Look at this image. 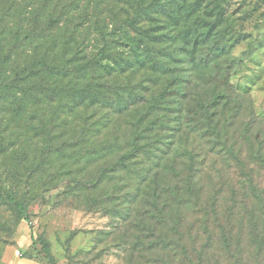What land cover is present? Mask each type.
Instances as JSON below:
<instances>
[{
  "label": "rangeland",
  "instance_id": "1",
  "mask_svg": "<svg viewBox=\"0 0 264 264\" xmlns=\"http://www.w3.org/2000/svg\"><path fill=\"white\" fill-rule=\"evenodd\" d=\"M205 1L224 13L226 51L221 58L207 68L199 66L202 46L188 40V49L176 55L180 60L171 58L178 64L169 75L154 74L149 61L130 60L117 72L116 66L106 69L114 63H105L95 73V83L121 86H115L103 105L94 103L100 95L91 93L99 89L90 74L78 78L37 71L43 50L31 44L26 27L12 24L4 34L0 21L3 54L10 55L0 86H11L0 98V264H160L156 249L135 248L138 233L133 229L156 171L161 186L183 189L184 202L177 204L182 205L179 213L173 209L170 221L178 230L171 239L179 240L174 264H264V209L253 203L251 193L255 188L264 199V0ZM9 2L16 8L37 5L31 0ZM121 9L118 5L120 14ZM104 17L81 28L89 33V54L101 46L98 29ZM116 23L107 21L109 33ZM240 59V66L230 71L228 90L213 65ZM176 76L181 95L154 103ZM217 86L235 101L224 109L227 135L222 142L200 131L189 136L192 91L207 96ZM250 102L254 116L248 113ZM137 135L146 147L157 138L162 144L135 156L129 172L108 180L106 169L131 150L128 143ZM98 138H117L119 144L115 151L82 156V148H91ZM81 141L87 143L82 146ZM146 168L143 182L137 173ZM254 217L260 219L255 235L250 229ZM225 236L231 238L230 255L224 251Z\"/></svg>",
  "mask_w": 264,
  "mask_h": 264
},
{
  "label": "trees",
  "instance_id": "2",
  "mask_svg": "<svg viewBox=\"0 0 264 264\" xmlns=\"http://www.w3.org/2000/svg\"><path fill=\"white\" fill-rule=\"evenodd\" d=\"M35 1L37 5L32 9L28 6L16 8L15 4H11L9 0H5V2L1 0L4 5L3 7L0 5V21L4 25L2 33L5 34L7 28L12 24H23L26 27V32L30 34L29 39L31 44H34V48L43 50L39 53L37 71L50 74L71 73L77 75L78 78H86V74H90L88 79L99 89H93L91 92L100 95L101 98L97 97L94 101L99 105H103V102L108 100L115 86H121V84L114 85L108 82L95 83L98 77L94 75L102 71L105 63H114V65H107L106 69H115L116 66L117 72L124 71L130 60L134 59L140 64L149 61L150 66L147 67L154 74L169 75L178 64L173 63L171 58L180 60L176 55L182 54L188 49L186 43L188 40H194V44L202 46L198 65L205 68L221 58L220 54L226 51L225 33L221 32L223 10H212L210 4L205 6V0H31V2ZM118 5L122 8L120 10L122 14L117 12ZM164 12L165 14H161ZM102 15L105 16L103 19L105 22L99 23L101 28L98 29V33L101 39H97L98 42H101V46L89 54L86 51L89 33L85 31L84 34L81 28L87 24L93 25L92 20L98 21ZM165 15H169L170 18H164ZM115 16L120 17L115 19ZM108 20L113 23L117 22L116 28L110 33L107 27ZM63 29L67 30L62 31ZM175 31L181 33V37L174 36ZM119 32L124 35V41L126 40L128 47L119 41V36H121ZM116 40H118L117 44L120 43L126 48V51L120 50L114 45ZM35 42H39V44L35 45ZM2 44L3 41H0V74L4 72L5 64L10 58V55L3 54ZM241 62V59L237 62L230 60L226 63L216 62L213 65V68L217 69L218 76L221 77L220 81L228 90L232 88L229 81L230 71L240 66ZM135 69L138 71L140 68L135 67ZM176 77L164 84L154 103L164 102L169 96L181 95L182 82L178 76ZM10 88L11 86H0V98L9 92ZM216 89L207 96L192 91L190 109L187 111L188 122L191 124L189 136L200 131L203 137L222 142L223 137L227 135L228 128L225 126V121L223 122L226 117L224 109L230 106L233 99L222 86H217ZM248 113L254 116L251 102ZM157 139L156 143L153 142L151 146L146 147L141 144L144 139L141 138V135H137L134 140L128 143L131 150L121 159L112 163V167L106 169L109 171L106 174L108 180L117 172H129L128 169L131 167L129 164L135 156L138 157L141 153H147L162 144L160 139ZM86 143L87 141L80 142L82 146ZM118 144L117 138L106 141L98 138L93 141L91 148H82V156L90 157L96 152L105 154L110 150L115 151ZM260 160L264 163V157ZM141 170L137 173V178L147 182L144 173L148 169ZM106 171L102 172V176ZM86 187L89 188L92 185H86ZM148 190L149 192H144L142 195L145 196V208L138 214L140 219L133 227L138 233L135 248L143 251L156 249L157 251L154 253L160 264H174L175 244H178L179 240L173 243L172 239L177 236L178 230L170 226V221L174 220L173 209L176 210L175 213H179L178 209L182 205L177 207V204L184 202L181 195L183 189L177 184L168 187L161 186L160 175L156 171L153 179L149 181ZM251 193H253V203H258V205L261 203L260 207L264 209V199L260 196L259 191L254 188ZM254 194H256L255 197ZM9 199L17 202L12 197ZM16 204L20 210H23L19 202ZM177 216L179 218V215ZM259 221L258 217L251 219L250 229L253 230L254 235L258 229ZM171 232H173L172 236ZM143 239L150 241L144 242ZM224 240L226 244L224 251L230 255L232 252L231 238L225 236ZM47 247L48 245L45 244L46 253L50 254Z\"/></svg>",
  "mask_w": 264,
  "mask_h": 264
},
{
  "label": "built area",
  "instance_id": "3",
  "mask_svg": "<svg viewBox=\"0 0 264 264\" xmlns=\"http://www.w3.org/2000/svg\"><path fill=\"white\" fill-rule=\"evenodd\" d=\"M19 254V253H18Z\"/></svg>",
  "mask_w": 264,
  "mask_h": 264
}]
</instances>
